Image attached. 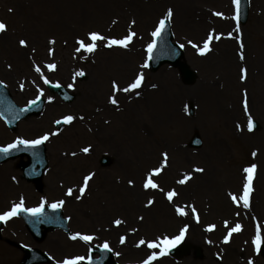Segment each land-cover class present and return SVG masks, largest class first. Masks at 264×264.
Masks as SVG:
<instances>
[{
	"label": "rangeland",
	"instance_id": "1",
	"mask_svg": "<svg viewBox=\"0 0 264 264\" xmlns=\"http://www.w3.org/2000/svg\"><path fill=\"white\" fill-rule=\"evenodd\" d=\"M172 1L0 0V20L8 24L7 32L0 34V80L5 81L19 106H26L30 100L36 99L39 88L44 89L41 97L46 99L43 111L21 121L15 130L9 129L0 118L5 127L0 143L6 145L18 136L31 139L45 131H55L57 128L53 122L65 114L85 117L65 125L58 136L46 142L49 165L43 176L41 192L34 183L22 178L19 158L0 164L1 167L10 163L17 179L9 181L12 185L7 194L0 189V210L18 202L21 195L28 207L38 205L44 196L49 204L65 199L62 209L67 218L71 217V232L95 236L91 242L72 241L69 234L56 230L50 232L44 242L38 243L29 235L23 220L13 217L4 223L0 264L20 262L19 244L48 250L51 239L61 243L53 250V262L50 264H56V260L64 255L87 257L91 245L101 246L106 240L119 263H138L151 251H159L145 246L136 247L141 237L155 239L162 235H178L185 224L189 227L180 243L189 245L187 253L182 256L167 254L153 264H247L249 257L255 264L264 262L261 254H255L251 244L255 223L259 221L264 227V203L259 200V191L264 189V0H250V17L245 25L241 24L245 61L238 58L236 39L226 35L234 30L235 21L213 15L215 11H222L231 17L234 11L231 0H192L191 7L181 12ZM167 7L175 11L172 23L175 41L185 44L184 60L196 72L197 78L193 83H186L179 70L169 64L155 71L147 68L144 70L146 81L141 89L142 95L118 94L117 109L107 103L110 81L116 78L123 85L144 62L149 33ZM133 18L137 21L133 30L142 39L134 40L130 50L101 47L86 60L74 58V38L77 35L88 30L108 33L109 29L111 34H123ZM113 19L118 21L116 25L111 24ZM212 27L225 35L220 41L213 42V51L207 55H199L186 44L187 39L202 42ZM52 36L56 38L54 57L48 55L47 41ZM21 38L29 39L28 48L19 46ZM64 40L68 41L67 45ZM32 47L36 48L35 53L31 52ZM53 59L58 67L50 72L44 65ZM33 62L40 64L52 84L59 81L65 87L72 83L74 71L83 67L86 77H77L75 87H67L75 94L73 102L67 103L49 91L34 71ZM8 64H12L11 70L7 68ZM242 66L248 69L244 81L240 80ZM21 82L25 84L23 90L19 87ZM153 83L158 85L156 89L151 87ZM245 88L250 110L260 124V128L252 133L246 130L240 133L235 127L237 123L245 124L246 121L242 108ZM49 96L55 99L49 102ZM185 105H188V112H185ZM190 105L194 109L192 115L188 114ZM196 131L204 140L199 149L189 146V140ZM89 144L93 148L89 154L80 152ZM254 148L260 149L255 159L251 157ZM73 151L77 153L76 157L65 155ZM162 151L169 153V166L158 183L165 191L171 187L177 189L179 198L176 203H194L200 214L199 222L190 212L188 216L177 215L162 193L143 190L145 169L158 164ZM102 155L111 158L108 166L101 165ZM251 162L259 166L254 180L252 207L237 208L227 192L240 189L242 166ZM196 166L204 167L205 172H193L192 180L186 185L175 183L183 172H191ZM90 170L95 171L96 176L83 199L77 201L66 196V188L77 185ZM129 178L135 180V187L128 186ZM149 195L156 196V203L146 208L144 205ZM237 211L240 217L234 216ZM140 216L144 217L143 221L138 219ZM117 217L124 221L119 227L112 224ZM224 219L230 222L238 219L244 225V230L233 234L228 244L223 243L226 234L222 224ZM210 223L217 225L211 232L206 230ZM132 228L138 231L133 233ZM99 230H104V235L96 234ZM121 236L127 237L124 244L120 243ZM198 250L200 257H196Z\"/></svg>",
	"mask_w": 264,
	"mask_h": 264
},
{
	"label": "snow or ice",
	"instance_id": "2",
	"mask_svg": "<svg viewBox=\"0 0 264 264\" xmlns=\"http://www.w3.org/2000/svg\"><path fill=\"white\" fill-rule=\"evenodd\" d=\"M231 3L233 5V15L231 17L226 16V14L222 11H215L213 15L215 17H219L221 19H232L235 21V28L233 31H229L226 35L228 38H234L237 41L238 44V58L240 61H245V42L243 38V31L241 29L240 24V17H241V10H242V0H231ZM11 11V9H10ZM175 16V11L172 7H167L166 10L163 12V14L158 18L156 21L153 29L149 33L150 41L146 43L145 50H146V59L142 64L138 66V69L133 74V76L128 80L127 82H124L123 85L121 82L118 81L116 78H112L110 81V93L107 97V103L116 107L119 109V99L118 94L124 93V94H134L136 97H140L142 95L141 89L143 88L145 81H146V75H145V69L150 67V62L155 58V52L158 47L159 41L163 38L166 30L170 27V25L173 23ZM118 21L116 19H113L111 21L112 25H116ZM137 26L136 19H130L128 26L123 34H111V31L109 29L108 33H105L103 30H88L84 32L82 35H77L74 38L75 42V48H74V58H79L82 60H86L89 55H95V53L101 48L105 49H124V50H130V46L133 44L134 40L142 39L138 35V32L133 30L134 27ZM8 30V24L4 20H0V34L6 33ZM235 33V35H234ZM224 33L217 32L216 28L212 27L208 30L206 33V36L202 39V42L195 43L192 39H187L186 44L191 46L196 50V52L201 55H207L211 51H213L212 44L213 42H218L224 37ZM29 39L27 38H21L18 40V44L22 48H28L29 47ZM49 47H48V55L50 57L55 56L56 49L53 47L56 44V38L54 36L50 37L47 41ZM68 41L64 40V44L67 45ZM180 48H184L185 44H180ZM31 52L35 53L36 48L32 47ZM87 54V55H81V54ZM45 68L48 71H55L57 70V63L53 59L50 63H45ZM12 64H8L7 68L9 70L12 69ZM33 68L36 73H38L43 80L44 84H52V81L48 79V77L44 74L43 69L41 68L40 64H36L33 62ZM247 73L248 69L246 66H242L240 68V80L244 81L247 79ZM87 73L83 67L79 68L78 70L74 71L72 75V83L68 84V88H74L75 82L77 77L84 78L86 77ZM5 81L0 80V85H3ZM33 84H35V81H32ZM59 81L56 82V87H60ZM19 87L21 90L24 89L25 84L21 82L19 84ZM39 88V86H37ZM153 89H156L158 87L157 84L153 83L151 85ZM44 94V89L39 88V95H37L36 99L30 100L28 102L29 105H34L38 99H40L41 96ZM49 102H52L55 98L52 96L47 97ZM27 108V106H26ZM22 109L23 110H26ZM242 108L244 115L246 117L245 124L237 123L235 125L236 130L240 133H244L245 130L248 133H252L256 130V121L255 118L250 110L249 107V100H248V91L245 88L242 93ZM11 111V109H10ZM97 111H100V109H97ZM185 112H188V105H185ZM190 114V113H188ZM3 113L0 112V116H2ZM83 115H73V114H65L62 115L59 119H56L53 123L55 125H71L76 120H84ZM108 123V121H105ZM60 134V129L57 128L55 131L49 130L45 131L42 134L37 135L35 138H24L22 136L16 137L12 142L7 143L6 145H0V153H3L5 155L9 154L12 151L20 150L21 146H23L25 149H37L38 146L44 144L45 142L49 141L53 136H58ZM199 142V141H198ZM93 150L92 145L89 144L87 146H84L80 149V152L83 154H89ZM260 152L259 148H254L251 151V157L255 159ZM33 157L36 159V163H40L39 160V153L37 151H33L32 153ZM65 155H70L71 157H76V152L66 153ZM161 160L158 162L157 165L151 166L147 169H145L144 176L142 179V188L145 192H148L149 190H152L153 192H159L162 193L163 196L167 199V201L173 206L174 212L179 216H188L189 212L193 215L196 222L200 221V214L199 211L194 203L189 204H179L176 203V200L179 198V193L175 187L169 188L167 191L163 187H161L160 183H158L159 178L163 175L165 169L169 166V153L167 151L161 152ZM258 164L251 162L247 165L242 166V174H243V180L241 183V187L238 192L228 191L227 196L229 197L230 201L233 205H235L237 208H244V209H251L252 207V194L255 191L254 189V180L256 178V174L258 171ZM204 173L205 168L202 166H196L192 169L191 172H183L181 174V177L175 181L178 185H186L190 180H192L193 175L192 173ZM96 176L95 171H87L86 174H84L81 177L80 182L75 186H70L66 188L65 195L68 197H74L75 200L79 201L82 200L85 196V193L89 191L90 182L94 180V177ZM12 180H16V177L13 176ZM135 180L133 178H129L127 180V184L129 187H135ZM63 186V185H62ZM74 193H77L74 196ZM66 203L65 199H57L48 203V199L46 196L41 197L40 202L38 205L33 207L26 206L25 197L21 195L19 197L18 202H12L10 204V207H8L6 210H0V221H8L9 219L13 217L19 216L21 213H29L33 217L37 218H44V222L52 223L55 222V218H47L45 217V205L47 204L54 212L60 208H62ZM156 203V196L155 195H149L146 200V204L144 205L146 208L151 207ZM235 217H240V212L237 211L234 213ZM70 220L71 217H68ZM140 221H143L144 217L140 216L138 217ZM255 219V217H253ZM124 221L117 217L112 220V224L119 227ZM222 224L224 228L226 229V234L223 236V243L228 244L231 242V239L233 237V234H238L244 230V225L238 220L229 221L228 219H224L222 221ZM189 225L185 224L180 230L178 235L174 236H168V235H162L159 237H156L155 239H145L141 237L136 247L145 246L146 248L152 250V249H158L159 251H151L150 254L146 256V258L142 259L138 262V264H153V261H156L158 258L163 257L169 253V251L175 247L177 244H179L184 238L185 233L188 229ZM217 228V225L214 223H210L206 225V230L211 232ZM131 231L133 233L137 232L138 229L132 228ZM69 239L72 241H76L77 239L82 240L84 242H91L95 239V236L93 234H87L82 233L80 231L71 232L69 234ZM127 240L126 236L120 237V243L124 244ZM209 244L212 243L211 240L208 241ZM247 243V241L245 242ZM251 244L254 248V252L256 255H260L262 252V249H264V227H262V224L257 221L254 225V234L251 237ZM25 247H28V245H25ZM102 249L111 251L110 244L106 240L102 244ZM117 256L120 255V253H116ZM217 256L219 257V253H217ZM222 259V257H220ZM87 260L88 264H92L93 257L91 255L83 256V255H71V256H65L59 260H56V264H82L83 261ZM247 264H255V261L253 258L249 257L247 260Z\"/></svg>",
	"mask_w": 264,
	"mask_h": 264
},
{
	"label": "water",
	"instance_id": "3",
	"mask_svg": "<svg viewBox=\"0 0 264 264\" xmlns=\"http://www.w3.org/2000/svg\"><path fill=\"white\" fill-rule=\"evenodd\" d=\"M249 13V3L248 0H242V10L240 20L242 23H245L248 18ZM173 34L171 31V25L166 30L163 38L159 41L157 50L155 52V58L150 62V66L153 70L157 69L161 64L165 62H170L174 66H179L181 71L184 74L186 81L191 82L195 79V73L183 62L181 58L183 56V51L178 44L173 43ZM50 89L53 92L59 93V95L67 102H70L74 99V95L69 93L64 87H56L51 84H48ZM45 100L43 98L38 99L34 105H29L26 110L25 108H20L17 104L14 103L9 91L3 86L0 85V112L3 113L2 117L9 123L12 128L17 126V123L20 119L28 117L32 114L39 113L44 107ZM11 109V111H10ZM191 112L193 110L191 109ZM257 127L258 124L256 123ZM59 127L62 126L58 125ZM199 141V142H198ZM191 144L193 146L199 147L202 144L201 138L196 133ZM33 151L39 153L40 163H36V159L33 157ZM27 155L29 161L22 164L24 170V175L28 180L35 181L38 184V188L42 189L41 179L43 172L46 169L48 162L46 160L45 146L44 144L38 146L37 149H25L21 146L20 150H15L5 155L0 153V162L5 161L6 159L15 158L17 156ZM103 162H106V159H103ZM27 223V227L32 233V235L37 240H42L46 236V233L49 230L56 228H63L68 230L67 220L63 217L61 209L56 210L55 212L49 207H45V217L55 218V222L48 223L44 222V218L33 217L29 213H21ZM2 227V222L0 221V230ZM187 249L186 245H182L178 248L171 250V253L178 254L183 253ZM96 250H92L95 252ZM98 252L101 254V258L93 259L92 264H115L111 258L110 251L104 249H98ZM26 256L22 264H38L48 261L47 256L40 252L39 250L25 248ZM264 254V249H263ZM108 260V261H107ZM107 261V262H106ZM88 264V262H87Z\"/></svg>",
	"mask_w": 264,
	"mask_h": 264
},
{
	"label": "bare ground",
	"instance_id": "4",
	"mask_svg": "<svg viewBox=\"0 0 264 264\" xmlns=\"http://www.w3.org/2000/svg\"><path fill=\"white\" fill-rule=\"evenodd\" d=\"M172 3L175 5V8L177 9L178 12H181L182 9H185L186 7L190 8L192 5V0H173ZM203 39V38H202ZM201 42V40L199 41ZM42 122V119L39 121ZM5 132V127L4 125L0 122V136H3ZM1 145L5 143H0ZM264 150V147H263ZM263 163H264V156H263ZM4 174V175H3ZM6 175V176H5ZM15 175V172H12V165L10 163H5L3 166L0 167V189L4 190L5 193H8V189H10V184L9 181H14L12 180V177ZM17 181V179L15 180ZM239 191L238 190L236 192ZM260 203H264V189H261L260 191ZM247 231L250 232V227L247 225ZM56 241V240H52Z\"/></svg>",
	"mask_w": 264,
	"mask_h": 264
}]
</instances>
